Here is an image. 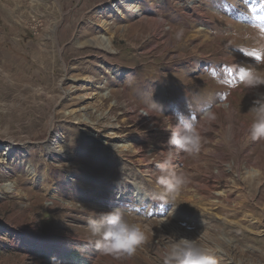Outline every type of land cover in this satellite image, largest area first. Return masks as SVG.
<instances>
[{
	"label": "rangeland",
	"instance_id": "1",
	"mask_svg": "<svg viewBox=\"0 0 264 264\" xmlns=\"http://www.w3.org/2000/svg\"><path fill=\"white\" fill-rule=\"evenodd\" d=\"M262 57L264 0H0V264H163L179 239L217 264H264V140L239 133ZM228 99L233 130L220 111L202 123ZM176 112L201 149L171 161L187 182L165 204L155 159ZM117 208L145 234L130 256L100 254L88 228Z\"/></svg>",
	"mask_w": 264,
	"mask_h": 264
},
{
	"label": "clouds",
	"instance_id": "2",
	"mask_svg": "<svg viewBox=\"0 0 264 264\" xmlns=\"http://www.w3.org/2000/svg\"><path fill=\"white\" fill-rule=\"evenodd\" d=\"M179 37V33L177 34ZM264 85V78L251 76L246 80V86L257 87ZM155 107V105H153ZM252 114V123L247 129L248 137L255 140H264V93L259 94L249 109ZM201 119L211 122L216 119L215 113L208 106L200 109ZM176 124L170 129L171 135L167 140L168 150L162 154L163 158L156 164L159 169L157 184L159 185L152 197L167 204L174 201L176 194L187 182V177L177 173L171 167V161L181 153L192 154L201 149V128L197 120L181 112L175 114ZM0 188L11 191L7 182L0 184ZM178 206V205H177ZM126 213L117 208L103 213L98 219L90 218L88 228L94 241L95 249L104 255H132L138 246L145 240V234L138 225L129 224L125 219ZM163 264H217L215 257L198 250L187 239H179L164 250Z\"/></svg>",
	"mask_w": 264,
	"mask_h": 264
},
{
	"label": "bare ground",
	"instance_id": "3",
	"mask_svg": "<svg viewBox=\"0 0 264 264\" xmlns=\"http://www.w3.org/2000/svg\"><path fill=\"white\" fill-rule=\"evenodd\" d=\"M191 7V9L193 10V12L195 13V14H198V16L199 17H203L204 16V11H202V9L200 8V4L199 3H197V5H192V6H190ZM193 13V14H194ZM103 40V43L101 44V45H103V46H101V47H103V49L104 50H107V51H109V46L108 45H110L109 43L108 44H106V42H105V38L104 39H102ZM100 45V44H99ZM234 65V64H233ZM232 67V66H231ZM214 83V82H213ZM246 83V82H245ZM215 85V84H214ZM248 87V92L250 93V96H251V98H252V96H254V94H253V90L254 89H257V87H249V86H247ZM206 89V88H205ZM201 90V89H200ZM193 91V90H192ZM242 91V89H240V92ZM203 92V91H202ZM243 92V91H242ZM189 95V94H188ZM200 95H202V94H200ZM235 100L236 99H234V100H231V99H228L227 101H225V102H219L217 105H216V107H215V109L214 110H212L214 113H215V115L217 114V112L218 111H220V112H223L225 115H226V119L231 123V126H230V128H231V130H233L234 129V126H233V123H234V121L237 119V117H236V115H237V106L238 105H236V102H235ZM237 101V100H236ZM140 118L142 119V120H144V121H147L148 119H151V120H155V121H157L156 120V114L154 113V112H151V111H147V113L146 114H144V115H140ZM202 123H203V120H202ZM175 124H176V118H175V115L174 114H171V115H169L168 117H167V120L165 121V123H164V126H169L170 128H174L175 127ZM244 125V127H243V129L242 130H240V132L239 133H241V135H242V133H243V136L245 135V136H247V129H248V127H246V125H245V123L243 124ZM232 135L234 134V132H232L231 133ZM171 135V134H170ZM169 135V136H170ZM234 137H239L237 134H234L233 135ZM243 141H245V142H248V140L244 137H242L241 138ZM245 151H250V148L247 146L246 147V149H245ZM162 152V154H164V153H166V151H161ZM223 154V153H222ZM224 155V154H223ZM185 156H186V153L184 154V153H181L180 155H179V159L177 160V162L179 163V162H183L184 161V159H185ZM155 161H159V160H157V159H155ZM171 167H173V165H171ZM145 175V174H144ZM135 183V186H136V190H137V196H139L140 195V197L142 198V197H144V196H142V193H144L145 194V196L146 195H148V193L147 192H145V191H143V188H142V186L138 183V182H134ZM208 184L206 185V187H208V188H212L213 187V185H212V183H211V181H208L207 182ZM10 189H11V187H10ZM141 200V199H140ZM143 200H141L140 202H142ZM175 212V211H174ZM176 215H177V217L178 218H180V219H185V217H184V214L181 212V211H177L176 213H175ZM200 221V220H199ZM193 236H194V234H193ZM194 242H197V241H200V240H198L197 238H195L194 237ZM192 244H193V242H192ZM195 246V245H194Z\"/></svg>",
	"mask_w": 264,
	"mask_h": 264
},
{
	"label": "snow or ice",
	"instance_id": "4",
	"mask_svg": "<svg viewBox=\"0 0 264 264\" xmlns=\"http://www.w3.org/2000/svg\"><path fill=\"white\" fill-rule=\"evenodd\" d=\"M262 59H264V57H262Z\"/></svg>",
	"mask_w": 264,
	"mask_h": 264
}]
</instances>
